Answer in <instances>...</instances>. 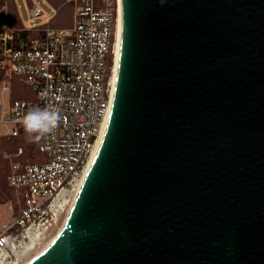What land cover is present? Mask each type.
Listing matches in <instances>:
<instances>
[{"label": "water", "instance_id": "1", "mask_svg": "<svg viewBox=\"0 0 264 264\" xmlns=\"http://www.w3.org/2000/svg\"><path fill=\"white\" fill-rule=\"evenodd\" d=\"M120 6L98 150L25 264H264V0Z\"/></svg>", "mask_w": 264, "mask_h": 264}, {"label": "built area", "instance_id": "2", "mask_svg": "<svg viewBox=\"0 0 264 264\" xmlns=\"http://www.w3.org/2000/svg\"><path fill=\"white\" fill-rule=\"evenodd\" d=\"M76 1L72 28L24 26L19 31L31 35L22 38L0 21V58L33 92L29 99L12 97V82L0 85V134L19 138L25 132L23 117L35 107L52 106L62 117L40 139V162H25L33 155L21 146L3 153L15 199L5 204L8 220L0 230V264H17L58 232L106 126L115 87L120 0ZM42 15L33 3L31 19Z\"/></svg>", "mask_w": 264, "mask_h": 264}, {"label": "rangeland", "instance_id": "3", "mask_svg": "<svg viewBox=\"0 0 264 264\" xmlns=\"http://www.w3.org/2000/svg\"><path fill=\"white\" fill-rule=\"evenodd\" d=\"M58 0H54L53 3L51 0H16V6L18 8V15L22 23L27 27H51V28H72L76 23V16H77V7L78 2L76 0H61L62 3L56 7ZM35 3L43 12L42 16L37 18L31 19L30 17V7ZM55 4V5H54ZM4 8L0 7V21L9 23L7 18H2V10ZM11 95L15 97L18 94H23L25 98H31L33 95L32 90L30 87L24 82V80L18 76L11 75ZM3 135V134H2ZM6 138L7 142H9L10 146L15 145V149L6 148L5 151H15L18 147H26L28 146L31 148L29 152H32V158L29 161L25 162H40L43 160V156L38 153V148L40 145V139L37 140L27 133L23 134L20 138H12L9 136L4 137ZM6 146L8 144L6 143ZM7 168L4 174V180H2V186H0V230L2 225L8 220V216L5 210V204L8 201H12L15 199V191L8 186V177L10 173V165L9 162L6 163L5 167ZM9 195V196H8ZM8 196V197H7ZM65 216L61 220V224L63 225L65 221ZM60 224V227H61ZM48 242L36 245L35 248L26 254L24 257L17 261V264H25L28 260H31L37 253H39L47 244Z\"/></svg>", "mask_w": 264, "mask_h": 264}, {"label": "trees", "instance_id": "4", "mask_svg": "<svg viewBox=\"0 0 264 264\" xmlns=\"http://www.w3.org/2000/svg\"><path fill=\"white\" fill-rule=\"evenodd\" d=\"M51 1L53 3L54 0H51ZM54 3H57L56 7L60 8L58 5L61 4L62 1L58 0L57 2H54ZM0 7L4 8L2 10V14H1L2 18L5 17V18H7V20H9V24L17 29V31H18L17 34L20 33L19 35L22 38H26L27 35H31V33L19 31L25 25L20 20V17L18 15V8H17L16 2L14 0H0ZM11 77H12L11 73H10V71H8V63L6 61H4L2 58H0V85L5 81H11ZM15 97H19V95H16ZM23 134H26V132H23L22 135ZM4 137H6V135L0 134V186L3 185L2 180H4V174H5V171L7 169L4 167H5L6 163H8V161L4 159L3 153L5 152L6 148L15 149V145L10 146L9 142H7L6 138H4ZM6 143L8 144V146H6ZM17 148H18V146H17ZM24 149L26 150L27 153H29L31 151V148H29L28 146H26ZM10 152H13V151H10Z\"/></svg>", "mask_w": 264, "mask_h": 264}, {"label": "clouds", "instance_id": "5", "mask_svg": "<svg viewBox=\"0 0 264 264\" xmlns=\"http://www.w3.org/2000/svg\"><path fill=\"white\" fill-rule=\"evenodd\" d=\"M61 119L57 108L35 107L23 117V127L29 136L39 140L51 134L60 125Z\"/></svg>", "mask_w": 264, "mask_h": 264}, {"label": "bare ground", "instance_id": "6", "mask_svg": "<svg viewBox=\"0 0 264 264\" xmlns=\"http://www.w3.org/2000/svg\"><path fill=\"white\" fill-rule=\"evenodd\" d=\"M120 35H121V8H120V16H119V22H118V31H117V37H118V45H117V50H116V60H115V76H114V83H115V78H116V73H117V69H118V61H119V53H120ZM96 155V153H95ZM95 155H93V157L90 159L88 166H87V170L90 168L92 161L94 160ZM86 170V171H87ZM86 175V172L84 173ZM85 178V176L83 177ZM67 216V214L65 215V217ZM64 224V223H63ZM63 225L61 224V227ZM60 227V228H61ZM28 260L25 262L27 263Z\"/></svg>", "mask_w": 264, "mask_h": 264}]
</instances>
